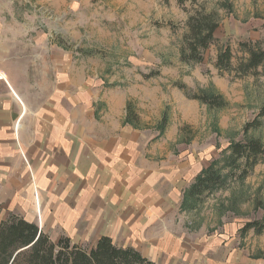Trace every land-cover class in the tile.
<instances>
[{"label":"rangeland","instance_id":"obj_1","mask_svg":"<svg viewBox=\"0 0 264 264\" xmlns=\"http://www.w3.org/2000/svg\"><path fill=\"white\" fill-rule=\"evenodd\" d=\"M200 5L217 13L216 43L201 62L183 61L186 22ZM247 41L264 47V0L184 7L177 0H0V92L26 112V101L44 90L45 101L55 95L68 115L85 109L98 133L127 132L129 164L141 166L169 203L151 213L164 223L149 228V238L132 224L112 231L116 244L135 246L157 264H264V234L243 228L264 218V161L201 198L187 196L206 169L225 167L234 141L264 144V119L244 129L264 108V77L215 65L226 45L237 63ZM188 93L220 95L226 104L213 107ZM14 124L18 131L21 120ZM8 215L2 211L1 220Z\"/></svg>","mask_w":264,"mask_h":264},{"label":"crops","instance_id":"obj_2","mask_svg":"<svg viewBox=\"0 0 264 264\" xmlns=\"http://www.w3.org/2000/svg\"><path fill=\"white\" fill-rule=\"evenodd\" d=\"M51 95L45 101L42 90L23 112L11 93L0 92L2 211L35 222L55 242L68 236L81 245L93 238L95 246L132 224L149 238V228L164 223V215L154 219L151 213L169 202L161 188L147 183L141 166L129 164L127 132L98 133L85 109L68 115Z\"/></svg>","mask_w":264,"mask_h":264},{"label":"trees","instance_id":"obj_3","mask_svg":"<svg viewBox=\"0 0 264 264\" xmlns=\"http://www.w3.org/2000/svg\"><path fill=\"white\" fill-rule=\"evenodd\" d=\"M168 2L169 0H165ZM182 7L186 3L198 4V0H177ZM188 32L185 35V45L181 52L183 61L201 62L204 52L214 43L215 32L219 27L216 11H208L203 5L195 9L186 22ZM242 56L235 63L234 53L229 45L219 49L216 67L220 71L236 72L238 76L253 74L264 77V47L252 41L241 43ZM151 73L150 75H154ZM149 75V76H150ZM180 89L186 90L183 84ZM192 96L213 107L224 106L220 95L207 93ZM135 118L134 107L127 103V119ZM264 108L255 119L245 125V131L259 128L263 124ZM230 154L225 161V167H210L197 176L189 187L188 197H199L204 193L222 186L230 177L238 179L248 176L259 162L264 161V144L261 139L250 137L248 140L234 141L229 147ZM229 169L227 173L223 169ZM223 170V171H222ZM1 213V208H0ZM244 231L252 228L258 234H264V218L254 219L244 225ZM0 264H157L150 260L133 246H119L108 236L101 237L92 248L73 243L68 237H62L58 242L51 239L35 222L11 214L7 219L0 218Z\"/></svg>","mask_w":264,"mask_h":264}]
</instances>
